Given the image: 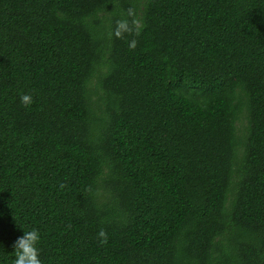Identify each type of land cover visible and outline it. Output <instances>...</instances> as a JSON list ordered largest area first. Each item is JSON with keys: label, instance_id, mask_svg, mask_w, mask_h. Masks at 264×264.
Instances as JSON below:
<instances>
[{"label": "trees", "instance_id": "trees-1", "mask_svg": "<svg viewBox=\"0 0 264 264\" xmlns=\"http://www.w3.org/2000/svg\"><path fill=\"white\" fill-rule=\"evenodd\" d=\"M32 228L42 264H264V0H0V264Z\"/></svg>", "mask_w": 264, "mask_h": 264}, {"label": "clouds", "instance_id": "clouds-1", "mask_svg": "<svg viewBox=\"0 0 264 264\" xmlns=\"http://www.w3.org/2000/svg\"><path fill=\"white\" fill-rule=\"evenodd\" d=\"M22 101L28 103L30 102V97L24 95ZM41 239L42 236L39 229H23V235L18 236L12 245L15 253L14 264H42L39 247Z\"/></svg>", "mask_w": 264, "mask_h": 264}, {"label": "rangeland", "instance_id": "rangeland-1", "mask_svg": "<svg viewBox=\"0 0 264 264\" xmlns=\"http://www.w3.org/2000/svg\"><path fill=\"white\" fill-rule=\"evenodd\" d=\"M244 123H246V122H244V121L242 122V121H241V122L238 124L239 127H240L241 129H243V127H244Z\"/></svg>", "mask_w": 264, "mask_h": 264}]
</instances>
